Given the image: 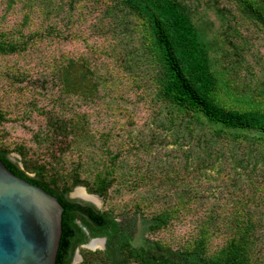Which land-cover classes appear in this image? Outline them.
<instances>
[{
    "label": "trees",
    "instance_id": "16d2710c",
    "mask_svg": "<svg viewBox=\"0 0 264 264\" xmlns=\"http://www.w3.org/2000/svg\"><path fill=\"white\" fill-rule=\"evenodd\" d=\"M39 1L32 0L37 5ZM82 1L67 0L64 15L48 8L38 22L27 11L17 27L4 25L0 17L1 58L26 60L31 50L39 53L29 74L18 64L9 67L7 74L14 81L28 83L10 93L13 104L2 96L0 124L31 113L43 120L42 128H32L28 135L35 146L22 136L8 140L5 131L10 130L1 131L0 159L17 175L56 195L65 207L56 264H72L77 247L96 237H106L105 248H83L81 264H264V63L256 65L245 54L264 38V0H93L103 5L108 18L99 22L98 35L94 30L88 34L86 48L74 55L47 52L48 47L42 48L50 43L47 39L83 36L71 15ZM57 14L60 23L51 22ZM106 56L112 59L104 61ZM114 62L122 67L116 74L108 69ZM130 76V86L141 88L142 94L130 100L117 95L130 106L146 102L147 114L137 123L125 106L130 126L123 125L122 117L110 127L94 129L95 137L89 123L92 106L102 98L116 102L117 81ZM54 82L60 83V94L41 103L47 96L42 89L48 91ZM75 97L90 109L67 116ZM107 111L120 114L110 105ZM151 134L176 147L155 148L164 153L152 156L145 168L153 177L159 172L161 179L147 187L142 182L149 177L141 179L144 167L138 164L146 159L141 157L145 152L134 154V161L124 154L135 142L137 149L153 150ZM96 146L105 156L95 158L91 150ZM11 152L20 153L21 159ZM132 169L138 175L134 187L150 189L138 198L141 206L133 215L126 207L120 219L113 206L101 209L70 197L74 187L85 185L106 200L118 179ZM209 170H216V176ZM218 175L224 176L219 186L225 197L200 210L195 202L205 203L213 192L201 194L197 184ZM160 185L174 199L157 188L159 208L147 213L148 203L142 202L152 199L151 192ZM163 197L170 199L163 203ZM139 211L146 228L142 243L136 244ZM179 220L184 222L183 233L177 229L169 238L157 236L177 228Z\"/></svg>",
    "mask_w": 264,
    "mask_h": 264
},
{
    "label": "rangeland",
    "instance_id": "374dc122",
    "mask_svg": "<svg viewBox=\"0 0 264 264\" xmlns=\"http://www.w3.org/2000/svg\"><path fill=\"white\" fill-rule=\"evenodd\" d=\"M38 1V0H36ZM67 0H53L51 5H49L48 3L50 2V0H40L39 4H34L32 2V0H0V17L2 18V22L4 25H8L10 23V26H14L17 27L19 26V24L24 20L26 14L25 12L29 11L31 14V17H35V21H40L39 18L41 17V13H43L44 11H46V9L50 8V10H52L53 14L56 13H62L64 15V13L68 10L69 8V4L66 3ZM93 0H86V1H82L81 3H79V5H77L74 10L72 11V16H74L75 18V28L78 29L79 31H81L83 33V36L81 38L79 37H75L72 36L69 39H64L61 42L55 41L54 37L53 39H47L50 43L49 44H45V42L42 44V48L45 49L46 47H48L49 49H47L46 51L48 52V50H51V53L53 52V50H56L59 54H65L67 53L68 55H74L75 53H78L79 51L83 50L86 48L87 42L88 40V34H90L93 30L95 31V33L97 32V26L99 24V22L101 23L102 21H106V19H108L107 17H104V7L100 2H92ZM63 9V10H61ZM235 11H237V9L235 8ZM58 13V14H59ZM55 15L50 21L51 22H57L60 23L59 21V15ZM57 16V17H56ZM81 17V19H80ZM106 18V19H105ZM211 19L214 21V23L216 22V25L214 24V29L215 31H217L219 29V19L217 18V16L214 14V16H211ZM73 31V30H71ZM96 35H98V33H96ZM96 41L101 43V38H99L98 36H96ZM46 46V47H45ZM59 48V49H58ZM247 58L249 59L250 62H256V65L262 64L264 63V38L257 40L255 43H253V45L251 46V48L245 53ZM39 55V53H35V50H31L29 52V54L26 56V60L22 59L19 56H12L11 59L4 57L1 58L0 57V99L5 100L7 102H9L10 104L14 103V98L10 96V93L18 90L20 87L24 86L25 84H27L28 82H21V81H14L12 79V77H10L7 74V71L9 70V67L18 64L17 66H19V69H23V71H26L27 74L30 73V71H32L33 69L29 67L30 64L35 62V59H37V56ZM47 56V55H46ZM11 57V56H10ZM111 60L112 58H110L109 56L104 57V61L105 60ZM39 62V59L36 60V63ZM117 62H114L112 68L110 66H108V69L110 72L113 73H118L119 70H122V67L119 66ZM260 68V67H259ZM258 68V69H259ZM41 72V71H40ZM38 72V73H40ZM246 70L243 69L242 73L245 74ZM35 72L33 71L32 75H34ZM40 75V74H38ZM35 75V76H38ZM34 77V76H33ZM34 79V78H32ZM132 77H125L122 81L121 79L117 81L119 88L115 87L116 89H114V91L116 92V98L117 101H108L107 98H102L99 99L97 103H95L92 108L94 109V111L92 112V117L91 119H89V123L90 125H92L93 129V134L95 137H97L98 132L95 131L94 129L98 128H103L107 127V126H111L115 123H118L116 121V119L118 120L119 118L123 117V125L126 126H130L128 124H126V116H124V112H123V108L125 106H127L130 110V112H132V116L133 118L136 119L137 123L147 114L148 112V104H146V102H142L137 104L136 102L132 104V106L130 105H126V103L123 101L125 100L124 98H121L120 96H118L117 94L120 93L123 97H125L126 99H134L136 96H139L142 94V89L135 86L134 88L131 85L132 82ZM50 87H48V91H45V89H42V92L45 93L46 96V101H40L41 103H49V99H53L55 96H57L58 94H60V83H55L54 84H50ZM38 89H41L40 86H37ZM33 92V91H32ZM140 92V93H139ZM17 93V92H16ZM18 94V93H17ZM8 95V98H7ZM67 100V98H66ZM80 100L79 98H74L69 104L70 107L67 110L66 114L67 116L70 115H74L75 113H83L84 110L88 111L90 109L89 106H85V103H79ZM108 105L112 106V108L116 107L117 110H119L120 114H114V111L111 112V115L109 114V112L107 111L108 109ZM17 110V109H16ZM13 111L11 113L10 116H14V114L17 113V111ZM32 115H29L27 117H24L23 119H20V121L18 122H7L6 123H2L0 124V132L1 131H5V130H10V132H7L8 135V140L12 139V138H16V137H25V141L28 142L31 145H36L34 142L31 141V137L28 136L32 133V128H36L37 130H39L41 125V123L43 122L42 118L39 115H36V113H31ZM140 114V115H139ZM138 117H137V116ZM106 120H110L112 122V124H108ZM137 123H134L135 126H137ZM152 122L149 123V126L152 127ZM135 127L132 126V129H134ZM138 128V127H137ZM148 128H145L144 132H147ZM152 135V136H151ZM150 138L153 139L154 145H153V150H148V151H144L141 148L137 149L136 148V143L135 142V146L134 148L131 150H127L125 152V156L129 157V159L131 158L133 161L136 159L134 158V154L137 155V152L139 151V155L141 153L145 152V156H141V157H145L146 159L144 160H140L139 165L142 166V172L144 173L143 177H141V179L143 180L144 178H148V181H144V183L142 182V184H145L147 187H149L150 184H153L156 180L161 179L160 178V174L159 172H156V174H154L155 177L151 176L150 174H147L148 169L145 168L147 161H149L150 163H152L153 161H151L150 159H152V156L156 155V156H160L162 154H159L157 152V150H155V148H160L163 150H173L176 146L171 143L167 144L166 140H163L162 136L161 137H156L155 135L151 134ZM165 136V134H163ZM7 137V136H6ZM124 137V139L126 138L127 140H129V138L127 136H120V139H122ZM168 137V135H167ZM20 138V139H21ZM114 139V138H113ZM112 140V139H111ZM111 140H110V146H111ZM90 141H92V139H90ZM78 144V143H76ZM106 145V144H105ZM113 147H115L117 145V142H113L112 143ZM91 149V148H90ZM90 149L88 148L86 153H85V157H88V155L90 154ZM92 152L96 153L95 154V158L99 159V155H104L106 154V152H104L102 150V148H99V146H96L95 149L91 150ZM153 151V152H152ZM104 153V154H103ZM16 155V156H13ZM12 157H16L18 159H21V155L18 152H11ZM138 157V158H141ZM86 160L88 161V158H86ZM94 166L97 165V163L95 161H93ZM135 170H138V166L135 168ZM123 173V172H122ZM135 171H131V173H126L123 176V179H125V181H123V179L119 178L118 185H114L110 192L111 195L105 200L104 197H101L98 194H95L93 192H90L88 190V187L85 185H77L76 187H74L70 193H73L75 191V189H79V186H84L86 188V190L89 193H92L93 195H96L98 202L102 205V207L105 208H109L110 206H113L115 208V212L117 213V216L120 219H124L125 218V214L122 213V211L128 207L131 208L130 210V215L133 213L132 210H136L138 211V206H141V202L138 200L139 197H141L142 195H146L148 192L150 193V189H143L140 184V187H134V183L136 180L138 175L134 174ZM209 173H211L213 176H216V170H209ZM130 174V176H129ZM219 176V175H218ZM222 176V175H221ZM153 177V179L151 178ZM223 177H218V178H214L213 179H206L203 180L202 184H197L198 187V191L203 194V193H210L211 191L213 192L212 196H208L205 200V203H201V202H195V206L201 209H206L207 206L210 204L211 201L217 200L219 198V196H224L223 193L221 192L222 188H220L221 186H219V182L221 180H223ZM140 180V181H142ZM166 180H162V181H167ZM211 182V185L209 184ZM117 186H121L119 187V190L117 191ZM79 187V188H77ZM157 188L159 189V191L162 192H169L170 191L166 188L165 185H160L158 187H155V191L153 190L151 192V194L153 193L152 199L148 200H144V202H142V205L147 204V213H151L153 211H156V208H159L158 204H157V197H155L158 192H157ZM148 190V192H147ZM77 192V190H76ZM226 193V192H224ZM216 194V195H215ZM221 194V195H220ZM170 197L172 199H174L173 195L170 193ZM170 197H163L161 198V202H167L169 201ZM138 201V202H137ZM92 202V201H89ZM93 203V202H92ZM203 204V205H202ZM141 210V209H140ZM133 215V214H132ZM138 216V225L137 228L135 230V240L134 242L136 244H140L141 242V238H143L144 234V228H146V225H143L142 223V213H140V211L137 213ZM189 220V219H188ZM177 224V228L172 227L171 231H166V233H161L160 235L157 236H162V237H166L169 238L170 235L174 234L175 232H177L179 229L180 232L177 233H183L186 229L184 226H182L184 223L183 221H176L175 222ZM180 227V228H179ZM174 243V242H173ZM264 244V243H263ZM106 246V241L104 242L103 246H99V247H86L84 245H81L79 247H77L74 256H73V260H72V264H81L82 261L84 260V255H83V248H86L88 250H97V249H104ZM79 256V258H78Z\"/></svg>",
    "mask_w": 264,
    "mask_h": 264
},
{
    "label": "water",
    "instance_id": "95a60500",
    "mask_svg": "<svg viewBox=\"0 0 264 264\" xmlns=\"http://www.w3.org/2000/svg\"><path fill=\"white\" fill-rule=\"evenodd\" d=\"M76 190L70 193L73 198L103 208L92 198L76 195ZM64 209L56 195L17 175L0 159V264H56ZM99 239L103 246L106 237L83 245L92 247Z\"/></svg>",
    "mask_w": 264,
    "mask_h": 264
},
{
    "label": "bare ground",
    "instance_id": "6f19581e",
    "mask_svg": "<svg viewBox=\"0 0 264 264\" xmlns=\"http://www.w3.org/2000/svg\"><path fill=\"white\" fill-rule=\"evenodd\" d=\"M76 195H80V196H83L85 198H92L93 200H96L98 202L97 197H95L93 194H89V192L85 188H82V187L77 189ZM91 246L94 247V248L102 246V240L101 239L94 240L91 243Z\"/></svg>",
    "mask_w": 264,
    "mask_h": 264
},
{
    "label": "flooded vegetation",
    "instance_id": "af4514ba",
    "mask_svg": "<svg viewBox=\"0 0 264 264\" xmlns=\"http://www.w3.org/2000/svg\"><path fill=\"white\" fill-rule=\"evenodd\" d=\"M70 197L73 198L71 195H70ZM76 198L81 199V200H84V199H82L81 197H76ZM84 201H85V200H84ZM96 238H101V237H96ZM91 240H92V239H91Z\"/></svg>",
    "mask_w": 264,
    "mask_h": 264
}]
</instances>
